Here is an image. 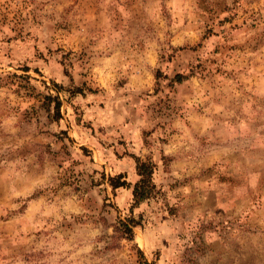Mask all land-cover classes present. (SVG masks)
Instances as JSON below:
<instances>
[{
  "label": "rangeland",
  "instance_id": "obj_1",
  "mask_svg": "<svg viewBox=\"0 0 264 264\" xmlns=\"http://www.w3.org/2000/svg\"><path fill=\"white\" fill-rule=\"evenodd\" d=\"M0 264H264V0H0Z\"/></svg>",
  "mask_w": 264,
  "mask_h": 264
},
{
  "label": "trees",
  "instance_id": "obj_2",
  "mask_svg": "<svg viewBox=\"0 0 264 264\" xmlns=\"http://www.w3.org/2000/svg\"><path fill=\"white\" fill-rule=\"evenodd\" d=\"M60 105H61L60 100H57L54 106L57 116L60 115V112H59ZM136 172L139 175V179L133 185L132 194H133L134 201L137 203L151 195V191L154 187V184L151 182L153 165L150 162L142 161L137 158L136 159ZM111 180L112 181L110 182L113 187L125 185L124 181L121 182L120 180H118L114 182L115 179H111ZM131 221L135 223L133 219ZM119 223L122 227H124L127 233H129L130 235H133L132 225L126 223L123 220H120Z\"/></svg>",
  "mask_w": 264,
  "mask_h": 264
}]
</instances>
